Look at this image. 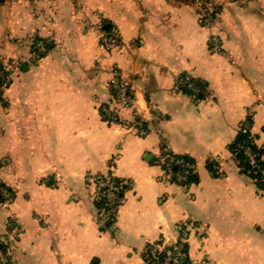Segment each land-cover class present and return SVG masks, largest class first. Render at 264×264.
<instances>
[{
    "label": "crops",
    "instance_id": "obj_1",
    "mask_svg": "<svg viewBox=\"0 0 264 264\" xmlns=\"http://www.w3.org/2000/svg\"><path fill=\"white\" fill-rule=\"evenodd\" d=\"M0 58L11 65L0 97L10 264H145L149 245L182 232L188 264H264V189L229 150L248 118L264 141V0L226 1L212 29L193 0H1ZM114 69L136 115L113 105ZM180 76L201 87L177 89ZM164 144L194 161L195 182L164 171ZM104 174L121 184V205L99 219L90 178Z\"/></svg>",
    "mask_w": 264,
    "mask_h": 264
},
{
    "label": "built area",
    "instance_id": "obj_2",
    "mask_svg": "<svg viewBox=\"0 0 264 264\" xmlns=\"http://www.w3.org/2000/svg\"><path fill=\"white\" fill-rule=\"evenodd\" d=\"M229 0H196V9L198 13L199 24L207 29H212L215 22L217 21L224 3ZM100 43L105 48H110L117 43L118 35L116 30L103 31L100 35ZM208 47L211 52L221 53V41L219 35L216 33H211L208 38ZM33 48L36 49L37 53H44L45 46L41 41H37L33 44ZM10 63L3 61L0 58V97L3 92L8 88L10 83ZM109 85L113 90V105L114 107H130L133 109L134 114L136 111L133 108L134 96L132 93V87L129 81H127L118 70L112 71V78L109 81ZM175 87L177 89L184 88L192 93L198 91L197 85L187 77H178ZM113 111H115V109ZM106 116L111 118L113 121L116 120L115 112H110L104 109ZM138 131L140 135L145 134V129L142 123H138ZM242 132L249 131V122L240 128ZM251 135V134H250ZM252 140L258 146L264 145L257 144L256 139L253 135ZM243 154L245 156L246 162L249 165L250 171L254 175L259 176V181L264 183V166L261 167L258 164L259 160L263 159V154H257L252 152L248 148L243 149ZM161 164L164 171L172 175L177 182H183L189 173L194 172L195 164L183 161L182 159H175L173 153L164 144L161 147ZM177 168L179 166L180 170L177 172L172 171V166ZM173 168V169H174ZM212 172L219 174L220 170L217 165H212ZM91 182L94 184L95 193L97 198L102 201L101 207L99 208L98 216L99 219L112 218L121 205L120 191L121 184L116 181L115 177L111 174L95 175L90 178ZM13 201L12 192L0 184V202L2 205L9 206ZM182 232L178 236L173 244L156 243L149 245L147 248L149 253V258L146 259L145 264H188L187 252L185 248V237ZM161 253V258L158 259V254ZM0 264H10L8 254L2 251L1 241H0Z\"/></svg>",
    "mask_w": 264,
    "mask_h": 264
},
{
    "label": "trees",
    "instance_id": "obj_3",
    "mask_svg": "<svg viewBox=\"0 0 264 264\" xmlns=\"http://www.w3.org/2000/svg\"><path fill=\"white\" fill-rule=\"evenodd\" d=\"M193 1H196V0H193ZM45 49L47 50L46 44H45ZM33 50H34V52L37 53L36 49L33 48ZM46 50H45V52H46ZM45 52L44 53H38V54H39V56H43L45 54ZM197 85L201 87V84L197 83ZM183 90H185V89H183ZM248 122L250 123V118H248L247 121L242 124V127L244 125L248 124ZM244 148H248L252 152H255L259 155L263 154V159L258 161V164L261 167H263L264 166V145H262L261 147H258L253 142L252 136L250 135V131L242 132L241 130L238 131L234 141L229 145V150H230L231 154L233 155L234 159L237 161L239 167L242 169V171L247 173L248 175H250L255 180V183L258 185V187L264 189V183L259 181V176L254 175L250 171L249 165L246 162L245 156L243 154ZM173 156L175 159H182L183 161H188V162L194 163V161L192 159L188 158L187 156L176 155V154H173ZM212 165H213L212 162L207 163V167L210 171H212ZM172 167L174 168V165ZM173 168H172L173 172H175V171L178 172L180 170L178 165H177V168H174V169ZM195 180H196L195 179V173L191 172L187 175L186 180L183 181L182 183H193V182H195ZM116 181L119 182L117 179H116ZM119 196L121 197V191H120ZM101 203H102V201H101ZM2 251H5V250L2 248ZM144 257H145V259L149 258L148 250L145 251ZM160 258H161V253L158 254V259H160Z\"/></svg>",
    "mask_w": 264,
    "mask_h": 264
}]
</instances>
